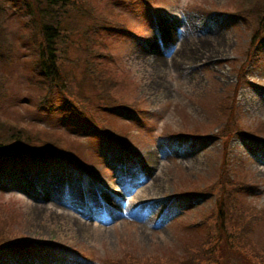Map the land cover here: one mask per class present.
Listing matches in <instances>:
<instances>
[{
    "label": "rangeland",
    "instance_id": "obj_1",
    "mask_svg": "<svg viewBox=\"0 0 264 264\" xmlns=\"http://www.w3.org/2000/svg\"><path fill=\"white\" fill-rule=\"evenodd\" d=\"M71 6L83 12L63 22L68 91L46 108L32 16L8 3L15 53L0 60V122L57 140L89 173L0 155V242L30 248L0 249V264H153L175 252L179 261L182 246L216 234L224 205L264 211V0ZM253 225L261 241L264 212Z\"/></svg>",
    "mask_w": 264,
    "mask_h": 264
},
{
    "label": "trees",
    "instance_id": "obj_2",
    "mask_svg": "<svg viewBox=\"0 0 264 264\" xmlns=\"http://www.w3.org/2000/svg\"><path fill=\"white\" fill-rule=\"evenodd\" d=\"M16 1L21 2L30 18L32 16L31 40L37 54L35 64L44 78L42 81H38V85L46 88L47 92V95L38 104L39 107L51 108L55 105L56 92L66 94L68 91L66 79L61 73L60 67L66 49L69 48L65 44L66 40L63 42L64 29L67 27L63 25V22L65 20L70 22L73 18L81 16L80 12L83 11L80 10L79 13H76L75 11L78 12L79 9L73 6L69 7L70 12L64 10L71 4V0H0V60L11 61L14 58L15 43H13L12 32L9 27L8 3L11 2L14 5ZM82 14L84 15V13ZM92 76L94 74L90 72L88 81L91 79L90 81L93 82ZM83 93H79L80 99L86 101L88 96L85 93L84 96ZM103 98L105 102L108 101L105 95ZM63 104L75 111L82 119H86L96 126L102 134L104 133L92 117L86 116L87 108L80 105L81 103L77 100L72 101L66 97L63 98ZM114 105L118 104H108L106 107H113ZM35 136L39 135L25 128L15 129L12 126L7 128L0 122V155L17 162L28 159L32 164L65 159L70 164L83 165L81 157L75 156L73 150L67 146L63 147L57 140L53 141L49 138L46 141H39ZM115 139L120 146L127 145L124 139ZM0 171L2 172L1 167ZM244 206L234 207L231 203L224 205V212L221 211L216 219V234L211 235L208 233L196 245L186 244L182 246L180 254L183 258L179 261L177 260L179 254L175 252L167 256L169 260L166 262H162L156 257L154 260L157 263L153 264H204V261L212 259V257L221 258L223 264H264V239L257 241L253 238V223L256 224L257 221L262 219L264 211L258 209L254 212L253 208H249V205ZM198 223L205 225L207 221L204 220ZM28 246L29 243L18 238L0 242V249L24 248L28 250L30 249ZM250 255L258 258V260L256 262L250 261ZM130 261L132 262L133 259L130 258Z\"/></svg>",
    "mask_w": 264,
    "mask_h": 264
},
{
    "label": "bare ground",
    "instance_id": "obj_3",
    "mask_svg": "<svg viewBox=\"0 0 264 264\" xmlns=\"http://www.w3.org/2000/svg\"><path fill=\"white\" fill-rule=\"evenodd\" d=\"M166 31H169V29L167 28V30H165V32H166ZM185 47H186V46H185ZM185 47L183 46V47H182V50H184ZM185 49H186V48H185ZM194 56H195V55H194Z\"/></svg>",
    "mask_w": 264,
    "mask_h": 264
}]
</instances>
